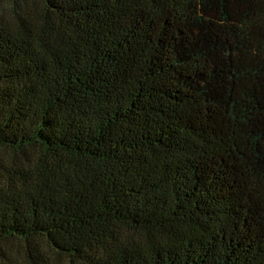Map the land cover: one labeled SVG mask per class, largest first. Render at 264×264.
Here are the masks:
<instances>
[{
  "label": "trees",
  "instance_id": "1",
  "mask_svg": "<svg viewBox=\"0 0 264 264\" xmlns=\"http://www.w3.org/2000/svg\"><path fill=\"white\" fill-rule=\"evenodd\" d=\"M0 264H264V0H0Z\"/></svg>",
  "mask_w": 264,
  "mask_h": 264
}]
</instances>
